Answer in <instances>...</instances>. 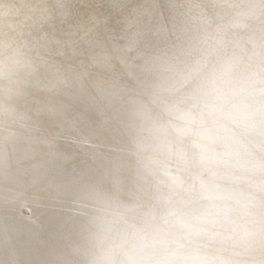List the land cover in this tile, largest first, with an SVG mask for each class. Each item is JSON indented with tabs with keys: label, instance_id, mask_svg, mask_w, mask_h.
Instances as JSON below:
<instances>
[{
	"label": "clouds",
	"instance_id": "clouds-1",
	"mask_svg": "<svg viewBox=\"0 0 264 264\" xmlns=\"http://www.w3.org/2000/svg\"><path fill=\"white\" fill-rule=\"evenodd\" d=\"M73 2L0 0V181L21 198L38 187L16 165L36 142L39 92L53 115L94 105L123 141L80 185L59 264H264V0H169L174 17L140 63L114 47L91 65L58 59L55 25ZM139 24L128 27L142 37Z\"/></svg>",
	"mask_w": 264,
	"mask_h": 264
},
{
	"label": "bare ground",
	"instance_id": "bare-ground-1",
	"mask_svg": "<svg viewBox=\"0 0 264 264\" xmlns=\"http://www.w3.org/2000/svg\"><path fill=\"white\" fill-rule=\"evenodd\" d=\"M109 2L112 3L108 4V6L111 5L108 8L109 15H113V17L109 16L110 18H107L105 12L103 16L97 17L101 23L96 24L94 22L91 25L89 34V38H91L92 41L94 40V42H80L76 44L72 40V36L68 37L67 35L61 37V33L54 30L56 31L54 33L55 37L64 42L65 57H59L58 59L65 60V58L73 57L76 61L80 59L78 58L79 55L91 54L95 44L101 45L102 49L100 50V54L95 57H93V55L92 59L102 60L106 54L113 53L112 47L115 46L112 44V46H110L107 43L109 38L108 29L112 27V24L109 25L108 22H113L112 20L114 19L117 21L122 20V18L126 16V12H131L133 13V17H128L129 19L127 18V22L121 25V33L127 38L128 35H132V37L127 39L124 46L118 47L120 49H128L125 59L130 62L131 60L128 59V55L131 53L130 50L139 44V39H152L154 36H158L156 34L157 29L161 26L169 25L174 17L175 10L169 3V0H110ZM137 19L140 21L139 28L143 32L142 37L136 35L137 26L128 27L129 21ZM85 57L81 56V59ZM113 63L116 64V69L120 67L119 62L116 61L115 58L113 59ZM91 64L92 63L88 61L87 65ZM93 72L99 73L100 76L104 75L101 69L90 67L89 75L92 78L95 77ZM89 105L91 106L90 103L85 101L84 106ZM43 106L44 105H42V107ZM75 106L73 105L74 108ZM93 120L94 118L92 121ZM87 130L90 134L88 135L89 137L86 138L85 141L80 140L82 143L77 142V144L82 147L83 151L89 150L85 151V153L93 156L94 161L92 163L88 159L81 166L79 165L74 172H71V170H64L65 172L59 173L61 172V168L65 167L62 165L60 166L61 168L57 170L59 172L55 171L53 173L54 175L47 174L46 170L33 172V175L39 176L41 180L38 183V187L29 198L18 197L16 195L18 189L11 180L0 181V264H59L58 258L66 251L69 242L75 236L79 222L77 204L74 206L66 205L64 198L67 196L78 198V190L83 182L80 181L76 183L77 177H86L90 180L97 177L101 178L103 173L109 170L119 158V152L108 155L107 151L101 148V145H111L112 139L115 137L121 140V137L110 124L105 123L102 117H100L97 123L89 124ZM66 133L68 132L66 131ZM94 135H97V138L92 140L91 137ZM57 136L62 137L63 135L58 134ZM35 139L36 142L33 143L29 149V153L31 154L29 161H27L28 159L21 160L20 163L16 165V175L18 179L25 178L23 173L27 170L29 165L35 168L37 167L36 163H39V165L46 164L45 162L49 158L52 159L49 161L54 160L62 164L81 152L75 149L66 152L63 146H68V141L43 139L37 134H35ZM86 141L89 144L83 143ZM96 152L99 155H96ZM33 157L37 159L33 161ZM73 161L76 160H72V162ZM99 168L105 169V171H100ZM109 179H111V176H109ZM23 206L27 207L28 212H24L23 209L21 210Z\"/></svg>",
	"mask_w": 264,
	"mask_h": 264
},
{
	"label": "rangeland",
	"instance_id": "rangeland-1",
	"mask_svg": "<svg viewBox=\"0 0 264 264\" xmlns=\"http://www.w3.org/2000/svg\"><path fill=\"white\" fill-rule=\"evenodd\" d=\"M109 1L110 0H102V1L101 0H86V1L85 0H74V2L70 6L71 7V13H70L69 17L67 18V20L64 23H57L55 25V29L54 30H56L58 33H61L60 34L61 37H65L67 35H68V37L69 36H72V40L76 44H78L80 42L81 43L82 42L83 43H86V42L87 43L88 42H94V40L92 41V39L89 38V34H90V31H91V29H90L91 28V25L94 23V21H92L90 19V17H91L92 14H95L96 17L103 16V13L104 12L106 13V17L107 18H110L109 16L113 17V15H109L110 13H109V9L108 8L111 5L108 6V4L109 3L112 4ZM129 3H128V5H129ZM119 15H121V14H119ZM125 15H124L125 17H123L124 19L122 18V20L117 21L116 19H114V20H112L113 22H111V21L108 22L109 25L112 24V27L110 29H108V32H109L108 37L109 38H108L107 43L110 46H112V45L115 46V48H118L120 46H124L126 44V42H127V39H129V38L132 37V35H130V36L128 35V38H127V37L123 36L122 33H121L122 32V26L121 25H123V23L127 22V20L129 18L133 17V13H131V12H128L127 13L126 12ZM125 19H126V21H125ZM86 28H88V29H86ZM56 31H54V33ZM69 31H70V33H69ZM157 39H158V36H154L152 39H149V38H147V39H142V38L139 39L140 40L139 41V44L137 46H135L132 50H130L131 53L128 55V59L131 60L130 62L131 63H137V64L140 63V61L138 59H136L137 53L140 50L141 51L147 50V47L155 44L156 41H157ZM101 49H102L101 45L95 44L94 49H93V51H92L91 54H88V55L87 54L86 55H79L78 58H80V59H78L76 61H75V58H73V57H69V58H65V59L68 60L69 62H72V63H75L77 61H80V60L84 59L82 61H84L85 64L87 65L88 64V61L90 63L93 62L92 56L94 55L93 57H95L98 54H100V52H101L100 50ZM112 49H114V47H112ZM137 50H138V52H137ZM81 56L82 57H85L86 56V57L81 59ZM116 71H117V73L118 72L119 73H122L124 70L120 66L119 68L116 69ZM93 74H95V76H96V74H99V73H94L93 72ZM120 83L126 84L129 87H131V86H133L134 81L131 80V79H129L127 76H124L120 80ZM48 99H49V101H48ZM84 104H85V101L84 100L77 101V102H72V103H70V107L63 112L62 116L61 115H53V114H51V112H52L53 109L56 108V102H55V100L53 98H51V94H49L47 92H39V93H37L35 95V98H34L33 103H32V107H33V110H34V112H33L34 120H35V123H36L37 128H38V131L35 134H37L39 137H41L43 139H46L47 138V139H57L59 141H62V140L63 141H68L69 142L68 146H66V147L63 146V148H64V150L66 152L72 151L74 149L77 150V151H79V152L81 151V152L79 154H77V155H74L73 158H70V159L66 160L62 164L61 163H58V162H55L54 160L53 161H49V160H52V159L49 158L45 162L46 164H40L39 165V163H36L37 164V167H35V168L29 165L27 167V170L23 173V176L24 177H27L29 175H33V172L40 171V170H46V173L47 174L54 175L53 173L55 171L59 170L61 168L60 167L61 165L62 166H65V167L61 168V170H60L61 172H59V171H57V172L62 173V172H65L64 170H71V172H74L75 169L79 167V165L81 166L88 159H89V161L91 163L94 161L92 155H89V154L85 153V151H89V150L83 151L82 147L78 146L77 142H80V140L81 141L82 140L85 141V139L89 137L88 135H90V134L88 133L87 126L89 124H92V123H97L98 120H99V118L101 116L98 115V113H97L96 108H95L94 105L91 104V106L90 105L89 106H84ZM42 105H44V106L42 107ZM73 105L74 106L76 105L75 108L76 109L79 108V109L76 110L73 107ZM42 112H44L45 114L42 113ZM34 113H36V114H34ZM92 117L94 118L93 121H92V119H93ZM40 123H42V124H40ZM82 124H83V126H82ZM66 131L68 133H66ZM58 134L59 135H63V136L62 137H60V136L58 137L57 136ZM62 138H64L65 140L62 139ZM96 138H97V135H94V136L91 137L92 140H94ZM80 143H82V142H80ZM83 143L84 144H89L87 141L86 142H83ZM111 143H112L111 145H107V144L101 145V148L103 150L107 151V154L108 155H113L114 152L117 153L118 152V149L121 147L123 141H122V139L120 140L117 137H115V138L112 139V142ZM109 147H111V148H109ZM109 149H110V151H109ZM95 154L96 155H99L97 152ZM29 157H31V154H29L27 157H25L22 160H27L28 159L27 161H29ZM36 159H37L36 157H33L32 158L33 161H35ZM71 159L72 160H76V161H73L72 162ZM75 164H77V165H75ZM42 165H44V166H42ZM75 166H77V167H75ZM99 170L100 171H103V172L105 171V169H102V168H99ZM97 178H95V179H97ZM87 180H90V179H87L86 177H82V178L77 177L76 178V183H78L80 181L81 182H85ZM91 180H94V178L91 179ZM77 199L78 198H76L74 196H67L66 198H64V202H65L66 205L74 206L75 204H77L76 203L77 202ZM22 209H23L24 212H28L27 207L23 206L21 208V210Z\"/></svg>",
	"mask_w": 264,
	"mask_h": 264
}]
</instances>
